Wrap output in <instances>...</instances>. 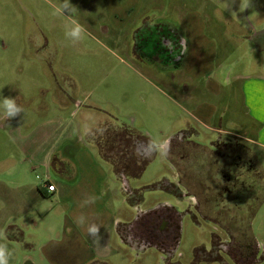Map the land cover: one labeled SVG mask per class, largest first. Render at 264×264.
Returning <instances> with one entry per match:
<instances>
[{"label":"rangeland","instance_id":"rangeland-1","mask_svg":"<svg viewBox=\"0 0 264 264\" xmlns=\"http://www.w3.org/2000/svg\"><path fill=\"white\" fill-rule=\"evenodd\" d=\"M64 2L0 0V102L4 97L15 98L24 109L10 120L0 109V184L9 179L16 163L27 161V166L35 167L27 157L32 149H55L68 137L71 141L62 149L96 150L99 148L89 140L87 131L124 124L150 140L137 142L131 149L133 157L119 158L129 164L130 175L120 171L121 184L112 203L123 209L120 216L130 222L120 232L124 243L117 234L113 244L117 249L104 251L111 252L105 263L93 264H264V152L243 138L250 130L243 116L239 83L223 85L222 96L213 95L205 78L191 82L182 77L175 64L176 52H168L160 44L162 55L157 50L152 53V40L145 41L150 32L145 25L168 22L172 27L165 25V32L174 33L175 27L183 29L181 14L201 9L216 37L211 76L221 74L225 79L264 73V32L255 34L264 29V0H251L243 11L241 0H146V23L140 17L129 25L114 22L111 0H70L69 11L53 15ZM73 19L87 30L86 38L76 44L64 35ZM157 38L153 40L158 42ZM194 86L196 90H192ZM191 92L195 101L217 102L218 117L224 113V126L235 127L242 135L217 133L194 121L193 107L183 98ZM176 115L181 117L174 125L171 119ZM184 124L196 127L200 136L175 151V145L165 148L163 143ZM107 147L103 158L118 153L109 144ZM237 153L245 160L252 157L259 172L254 168L246 171L241 193L219 195L214 182L221 181L223 174L217 168L232 171ZM32 171V180L41 181L45 176L42 169ZM169 204L181 214L174 249L130 239L128 225L141 211ZM68 207L69 203L61 204L57 212L65 214ZM73 210L54 227L41 223L23 238H31L36 247L49 241L72 242L70 229L77 227ZM234 239L255 243L254 262L233 259L234 250L226 246ZM0 243L12 252L9 263H16L28 242L5 236Z\"/></svg>","mask_w":264,"mask_h":264},{"label":"crops","instance_id":"crops-1","mask_svg":"<svg viewBox=\"0 0 264 264\" xmlns=\"http://www.w3.org/2000/svg\"><path fill=\"white\" fill-rule=\"evenodd\" d=\"M148 3L146 0H111V15L114 22L126 21L129 25L140 17H143L144 22L146 15L143 14L149 10ZM201 11V9H195L181 14L183 29L175 27L174 33L165 32V25H171L168 22L157 20L149 26L145 25L150 31L145 41L152 40L153 42H150L151 52L157 50L160 55L164 49H167L165 44L169 40L168 36L173 37L175 42L179 41L181 46L175 53V64L177 67L180 66L178 71L182 77L191 80V82L205 78L206 87L212 91L213 95L222 96V86L225 81L228 82V85L238 82V90L243 104V116L247 118L248 123L246 124L250 130V134L243 135V138L250 141L257 150L264 152V73L235 75L234 78L228 75L225 79L221 74L212 77L217 51L216 37L210 32V20ZM262 32L264 29L255 32V34L259 35ZM154 34H157L159 38ZM246 37L252 38L251 35ZM153 38H157L159 43ZM161 39H164L163 44H165L162 46L164 49L159 47ZM262 40L264 42V39ZM151 43H154L153 47ZM145 45L148 48V43ZM144 50L147 49L144 48ZM196 88L197 86H194L192 90H196ZM183 98L187 99L193 107L194 112L191 117L201 126L230 136L242 135L235 130L234 126V128L224 126V113L218 117L217 102L195 101L192 92L188 96L184 95ZM172 117L171 120L175 125L181 116ZM178 127L180 126L178 125ZM178 129L175 135L167 138V143H165L166 141L163 143L165 148L173 143L171 141L173 137L180 136L182 139L179 141V145H181L185 141H191L194 136H200L196 127L191 125L184 124ZM191 129L195 130L192 132ZM87 133L89 140L96 143L93 136L97 131L90 130ZM68 140V137L62 139L59 147L55 149H32L33 153H29L30 155L27 153V157L35 167L27 166V161L21 162V164L16 163L13 170H10V175L7 176L9 179L0 184V233H3L9 240L28 242L25 251L18 259L19 261L16 263L11 261L9 264L105 263L103 260L108 258L111 252L104 251L117 249L113 248V244L114 237L117 234L120 236L119 225L124 226L130 222L120 216L119 211L123 209L112 203L114 197L117 196L119 183L121 184L120 174L114 171L113 164L103 158L100 149H62L63 145L71 141ZM85 146L89 148L88 142ZM19 150L26 153L30 149ZM37 168L44 171L45 176L41 181L31 179L32 170ZM47 183L55 184L56 189L48 191ZM93 199H95L94 203ZM66 203H69V207L64 209L65 214L60 215L57 212L58 207ZM70 209H74L73 222L75 223V218L83 216L85 224V227H78L75 223L77 227H71L72 237L69 239L72 242L65 239L64 243H59L61 240L56 243L49 241L36 247L31 242V238H23L32 235L33 228L38 227L41 223L50 228L55 226L60 217L62 220L64 217L67 219V211ZM70 222L71 220L69 225ZM93 224L99 226L98 238L90 236L87 232V227ZM120 238L124 243L121 236ZM133 247L136 246L133 244ZM138 249L142 250V248Z\"/></svg>","mask_w":264,"mask_h":264},{"label":"flooded vegetation","instance_id":"flooded-vegetation-1","mask_svg":"<svg viewBox=\"0 0 264 264\" xmlns=\"http://www.w3.org/2000/svg\"><path fill=\"white\" fill-rule=\"evenodd\" d=\"M168 37V42H166V44L164 43L165 48H167L168 52H176L181 44H179V41L175 42L173 37ZM163 41L164 39L160 40L162 46L164 45ZM181 139L180 136L171 139L173 142L172 144L175 145L172 150L175 151L177 147H182L183 143L179 145ZM167 151L168 149H166V152ZM218 154L222 155V152L220 151ZM237 158L238 159L234 162L232 171L228 172L224 166L217 168V170L223 174L221 181L214 182L217 187L216 192L219 195L228 196L237 192L241 193L246 185V181L243 178L247 173L246 171L254 168L256 174L259 172L257 171V167H253L254 163L252 157L245 160L242 154L237 153ZM180 221L181 214L171 204L161 205L150 211H141V213L131 221L127 232L130 239H134L136 243L143 242L150 245H161L162 247L174 249L175 243H177L180 236ZM226 247L234 250L233 259H235V261L240 260L243 263H249L254 262L256 259L257 247L251 240L244 242L234 239L232 244Z\"/></svg>","mask_w":264,"mask_h":264},{"label":"clouds","instance_id":"clouds-1","mask_svg":"<svg viewBox=\"0 0 264 264\" xmlns=\"http://www.w3.org/2000/svg\"><path fill=\"white\" fill-rule=\"evenodd\" d=\"M251 6V0H241L240 9L241 11L246 10ZM72 7L70 0H65L64 4L57 8L53 15H63V11ZM87 30L81 25L78 21L72 20L70 24L65 27V38L70 39L73 44L79 43L86 38ZM224 86H228V82H224ZM0 109L3 110V115L6 120H10L15 118L17 115L22 113L24 109L17 105L16 99L11 97H4L2 102H0ZM95 202V199L92 201ZM75 223L78 227H85L84 217L79 216L75 218ZM87 232L90 236L99 237V226L93 224L87 227ZM5 239L3 233H0V240ZM12 256V252L8 249L6 244L0 243V264H9L10 258Z\"/></svg>","mask_w":264,"mask_h":264},{"label":"trees","instance_id":"trees-1","mask_svg":"<svg viewBox=\"0 0 264 264\" xmlns=\"http://www.w3.org/2000/svg\"><path fill=\"white\" fill-rule=\"evenodd\" d=\"M111 124L108 125H104L100 128V130L96 133L95 136H93L96 140V143L102 153V151H104V147H107V145L109 144V146H111V148L113 149H117V152L114 156L113 154H110L106 157H104L106 160L110 161L115 170L116 173H125V175H130L127 171L129 168V164L126 163L124 160V158L119 159L120 157L123 156H131V149H135L136 148V143L137 142H141V141H147L150 140L149 137L147 136H143V135H139L138 133L134 132L130 127L124 125V124H119V123H114L113 125L109 126ZM113 126V127H112ZM107 129V132H109L108 134H106L104 132V130ZM109 129V130H108ZM104 132V133H102ZM149 142V141H148ZM149 144L151 145V143L149 142ZM106 149H110V148H106ZM111 150V149H110ZM111 152H113L111 150ZM145 168V166H143L141 169V171H143ZM122 171V172H120ZM131 195L133 194L132 191L129 192ZM171 193H175L171 192ZM141 200V199H140ZM130 202H134V200L132 201V199L129 198ZM136 203V202H134ZM123 228V225L120 224L118 227V230L121 232Z\"/></svg>","mask_w":264,"mask_h":264},{"label":"built area","instance_id":"built-area-1","mask_svg":"<svg viewBox=\"0 0 264 264\" xmlns=\"http://www.w3.org/2000/svg\"><path fill=\"white\" fill-rule=\"evenodd\" d=\"M47 189L48 191H54L56 189V186L55 184H52V183H47Z\"/></svg>","mask_w":264,"mask_h":264}]
</instances>
